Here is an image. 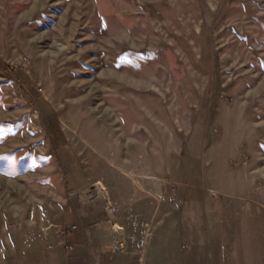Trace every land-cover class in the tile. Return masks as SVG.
I'll use <instances>...</instances> for the list:
<instances>
[{"label":"rangeland","instance_id":"374dc122","mask_svg":"<svg viewBox=\"0 0 264 264\" xmlns=\"http://www.w3.org/2000/svg\"><path fill=\"white\" fill-rule=\"evenodd\" d=\"M140 216L132 264H264V0H0V264Z\"/></svg>","mask_w":264,"mask_h":264},{"label":"crops","instance_id":"0c3cea01","mask_svg":"<svg viewBox=\"0 0 264 264\" xmlns=\"http://www.w3.org/2000/svg\"><path fill=\"white\" fill-rule=\"evenodd\" d=\"M147 220V218L140 216V218L134 217V220L129 222L139 225L136 227L137 233L134 236L129 235L130 228L126 221H117L120 226L122 225L124 238L127 241L126 248L122 252L102 251L100 243L95 240V236L88 231L85 223L81 222L76 231L56 233V237L48 232L42 233L41 236L39 235L40 237L37 236L34 243L36 246L46 245L49 240L48 246L41 250H37L35 247L30 256L35 257V264H132L131 260L134 253L138 252L139 243L143 239V225L148 222ZM172 223L176 222L173 221ZM172 239V243H170L168 234L165 232L159 234L155 239L152 236L147 241L146 246H143L145 248L141 252L143 258L146 259V256L150 254L153 264H180V258L174 257V248L177 249L179 245L178 239L175 240L174 237ZM53 240L55 241L53 242ZM129 240L136 242H129ZM169 246L173 247L172 257L170 254H166V249ZM186 263L192 264V249L188 252Z\"/></svg>","mask_w":264,"mask_h":264},{"label":"bare ground","instance_id":"6f19581e","mask_svg":"<svg viewBox=\"0 0 264 264\" xmlns=\"http://www.w3.org/2000/svg\"><path fill=\"white\" fill-rule=\"evenodd\" d=\"M99 187H100V186H99ZM100 190H102V189L100 188ZM101 194L103 195L104 200H109V199L106 198V195H104L103 192H101ZM102 195H101V196H102ZM113 227H114L115 229H117V228L120 229L117 225H114Z\"/></svg>","mask_w":264,"mask_h":264},{"label":"built area","instance_id":"2783aa9c","mask_svg":"<svg viewBox=\"0 0 264 264\" xmlns=\"http://www.w3.org/2000/svg\"><path fill=\"white\" fill-rule=\"evenodd\" d=\"M102 251H105V249H102Z\"/></svg>","mask_w":264,"mask_h":264}]
</instances>
